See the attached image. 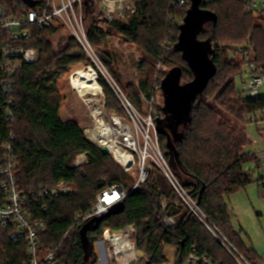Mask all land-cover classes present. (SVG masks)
<instances>
[{"label":"trees","instance_id":"obj_1","mask_svg":"<svg viewBox=\"0 0 264 264\" xmlns=\"http://www.w3.org/2000/svg\"><path fill=\"white\" fill-rule=\"evenodd\" d=\"M0 1L9 6V15L13 16H22L31 8L27 0ZM190 6L174 9L170 0H143L133 19L110 27L140 44L143 52L156 63L171 64L167 73L154 78L153 84H149L151 87L155 85L162 90L164 79L174 70L181 72V84L194 80L195 73L179 47L181 26ZM200 8L209 13L210 19L197 31L196 39L208 44L207 56L214 65V73L193 100L189 117L176 131L164 123L167 114L162 108L161 116L155 117L154 123L168 166L203 219L195 215L157 168L150 175V182L127 195L124 213L112 215L100 224L99 230L88 233L93 247L88 262L79 238L84 223H77L76 215L89 210L97 203V196L113 185L128 191L135 186L133 171L124 173L111 154H103L99 146L85 138L83 128L76 121H64L60 116L64 98L57 81L70 71V66L89 63V59L74 38L62 51L55 52L49 38L62 28L59 25L43 30L34 28L30 39L19 42L25 48L37 47L39 59L24 63L12 76L4 72L0 54V160L4 145L11 143L17 159L18 186L25 194L36 196L41 188H53L60 181L75 186L69 195L50 198L34 209L48 227L41 242L44 247L58 246L59 264H96L98 256L94 246L103 231H121L130 225L137 228L136 250L147 257L145 264H166L165 249L171 246L177 251L175 264L186 263L193 252L215 263L238 264L213 231L222 235L228 247L241 257L256 263L255 250L246 247L232 225L227 199L242 188L264 181V177H253L261 163L257 153L247 148L250 142L245 133V126L249 124L247 117L264 111V97L245 99L235 88V76L242 63L231 59L229 53L242 47L252 48L251 61L264 75V12H246L236 0H221ZM170 17L175 21L169 22ZM88 24L87 39L97 50L107 34L93 22ZM167 39L171 46L166 50L161 45ZM6 41V32H0V47ZM8 80L13 87L6 90L4 84ZM98 80L106 97L105 111L126 117L110 84ZM149 85L147 82L143 86L144 91H150ZM135 96L133 102L140 104L137 93ZM214 98L221 110L208 102ZM82 153L87 155L88 162L75 167L74 162ZM163 199L167 202L166 210L162 209ZM164 215L173 217L178 227L168 229L163 223ZM4 235L0 231V246L6 247L4 251L0 248V261L21 263L24 251L15 248Z\"/></svg>","mask_w":264,"mask_h":264},{"label":"built area","instance_id":"obj_2","mask_svg":"<svg viewBox=\"0 0 264 264\" xmlns=\"http://www.w3.org/2000/svg\"><path fill=\"white\" fill-rule=\"evenodd\" d=\"M35 2L33 8H29L22 16L9 15V6L0 1V32H6L7 41L0 47V54L3 58L2 68L6 74L12 76L14 71L21 68L24 63H35L39 59V49L37 47L25 48L19 42L31 38V32L34 28L43 30L50 25H59L68 27L72 31V36L80 41L86 52L90 51V44L87 41L86 22L90 21L102 31H106L115 23H126L133 19L139 13V4L143 0H30ZM221 0H201V6L204 4H214ZM241 3L246 12L261 13L264 12V0H236ZM191 4V0H170L172 8L185 9ZM174 18L170 17L169 22H173ZM175 21V20H174ZM171 41L165 40L161 45L164 49H169ZM246 63L249 72V81L247 91L250 96L259 95V88L264 85V75L251 61L253 49L244 50ZM160 65V64H158ZM93 69V67H87ZM85 69V68H84ZM96 72V71H95ZM74 74V72H73ZM72 74V75H73ZM71 75V77H72ZM96 81L98 75L96 72ZM6 90L11 89V81L4 84ZM87 96L86 103L88 110L93 119L94 127L84 128L83 133L88 140L87 130L95 129V120L98 117L102 129L105 131V137L108 140L106 147L108 154H111L116 164L126 173L136 171L137 178L135 186L130 190H125L122 186L113 185L97 197V203L84 213H78L75 217L77 223H85L94 217H98L108 213V210L113 205L124 201L127 195L146 185L149 181L153 166L147 164V158L150 156L147 152L141 149V138L139 131L136 129L134 122L136 115L129 113L131 120L121 118L114 112L105 111V97L100 95H85ZM91 100H95L101 107L102 113L97 116L92 112ZM10 120V117L8 118ZM252 121V120H251ZM133 123V124H132ZM146 146L150 144L151 138L149 134L146 137ZM91 140V139H90ZM127 152L130 156L117 157L115 152ZM3 157L0 160V231H3L9 243L15 248L24 251L23 261L19 264H59L57 260L58 246L51 245L44 247L41 242L42 236L48 231V227L44 220L35 214L34 209L41 202L48 199L58 197L60 195H69L75 189L71 183L60 181L53 188H41L36 196L33 194H25L18 186L16 165L17 159L13 153V147L10 144L4 145ZM257 159L264 169V153L257 154ZM88 162V157L85 153L77 156L74 166L78 167L83 163ZM165 177L170 180L173 188L184 199L188 206L193 210L195 215L203 219V215L196 207L187 193L184 192L179 180L176 179L173 171L169 167L165 172ZM264 188V181L262 182ZM176 206L178 203L174 202ZM42 209H45L43 206ZM162 209H167V202L162 200ZM205 221V220H203ZM163 223L168 229H176L178 223L173 217L164 215ZM214 235L229 249L236 263L238 264H264V257L257 260L256 263L250 262L244 257H241L235 250L228 247V242L222 235L214 232ZM136 234L137 228L133 225L128 226L121 231H111L105 229L102 233L99 243L102 244L105 251V259L98 258L96 264H135L139 257L136 250ZM1 239V238H0ZM98 243V244H99ZM0 248L4 251L5 245ZM145 263L147 257L143 256ZM0 264H11L1 262ZM185 264H219L215 263L207 256H198L195 252L191 253Z\"/></svg>","mask_w":264,"mask_h":264},{"label":"rangeland","instance_id":"obj_3","mask_svg":"<svg viewBox=\"0 0 264 264\" xmlns=\"http://www.w3.org/2000/svg\"><path fill=\"white\" fill-rule=\"evenodd\" d=\"M88 23L90 21H87L85 26H88ZM104 32L107 35L103 38V42L97 45V50L89 42V52H86L82 43L74 38L82 47L85 55H87L89 63L80 62L70 66V71L57 81L59 92L64 98L61 105L63 119L74 120L83 129L94 127L93 119L86 103L87 96H80L70 84V77L75 70H78V68L84 69L89 66L93 67L98 77L110 84L117 96L121 109L126 113V117L124 118L131 120L129 113L136 115L134 124L139 131V138H141V149L150 155L147 158V164L153 166L151 174L158 168L165 175V172L168 171L170 166H168L164 153L161 150L162 144L160 138L157 137L154 118L161 116L160 108L165 110L167 96L163 90H158L155 85L151 87L149 84H153L154 78L167 73L171 69V64L158 65V63L143 52L140 44L126 35L119 34L112 28H108ZM72 39V31L68 27H62L55 35L49 38L56 53L62 51ZM87 41L89 40L87 39ZM246 49V47H242L238 51L229 53L231 59L242 63L241 70L235 76V88L243 93V98L245 99L250 97L247 91L249 72L244 53ZM147 82L150 86V91H144L143 89V86ZM184 82H186L185 78L182 79V83ZM258 91L259 95L257 97H264V85ZM136 93L139 96L140 104H136L132 100V98L134 99L136 97ZM216 101L214 98L208 102L217 110H221L222 108L216 105ZM183 114H186V112L180 106L173 111V117L176 118H179ZM247 120L249 124L245 126V132L249 135L248 139L250 142L247 148L257 154L260 152L264 153V111L257 113L255 116L251 115L247 117ZM164 123L168 125L169 119H166ZM147 134L151 138L148 146H146ZM133 172L135 173L134 181L136 184L137 172L135 170ZM253 177L256 179L264 177V169L261 167L255 169ZM227 206H229L232 225L235 231L241 234V239L246 247L254 249L258 257H264V188L262 184L254 183L246 188L240 189L227 199ZM99 241L102 240L99 239ZM99 241L95 243L94 251L99 259L100 257L105 259V251ZM165 251L167 258L166 264H175L176 248L172 246L166 247ZM143 256V253H138L139 259L135 264H145Z\"/></svg>","mask_w":264,"mask_h":264},{"label":"water","instance_id":"obj_4","mask_svg":"<svg viewBox=\"0 0 264 264\" xmlns=\"http://www.w3.org/2000/svg\"><path fill=\"white\" fill-rule=\"evenodd\" d=\"M30 7L33 8L36 4L27 0ZM201 0H191L190 10L184 19V24L181 26L180 43L179 47L184 51L185 58L188 64L193 69L195 75L194 80L187 84H181L180 76L181 72L172 71L164 79L162 90L167 96V105L164 112L169 119L168 127L173 132L176 131L184 121L187 120L191 111V104L193 100L201 94L202 90L207 86L210 77L214 73V65L208 59V44H201L196 39V33L199 29L203 28L205 21L210 19L209 13L200 8ZM181 107L186 114H183L179 118L173 117V111L177 107ZM160 124H162L160 122ZM156 132H158L157 128ZM92 145H96V141L90 140ZM101 152L108 155L106 147H100ZM125 212V203L121 201L112 206L108 210V213L94 217L84 223L80 230L79 238L82 243V247L86 252V262L93 255V247L88 240V233L90 231H97L100 228V224L106 219L112 217V215H120Z\"/></svg>","mask_w":264,"mask_h":264},{"label":"bare ground","instance_id":"obj_5","mask_svg":"<svg viewBox=\"0 0 264 264\" xmlns=\"http://www.w3.org/2000/svg\"><path fill=\"white\" fill-rule=\"evenodd\" d=\"M70 84L72 85V88L80 95H100L102 93V86L100 83L96 81V72L94 69H89V68H78V70L74 71V74L72 77H70ZM93 105L92 107V112L93 115L95 114L96 116L100 113L101 107L95 100L90 101ZM95 129L93 130H87V135L88 138L93 140L94 142H98L100 145H105L109 147V142L105 137V131H103L102 127L103 125L101 124L100 119L98 117L95 120ZM117 153V157L120 156H130L129 153L127 152H115Z\"/></svg>","mask_w":264,"mask_h":264},{"label":"crops","instance_id":"obj_6","mask_svg":"<svg viewBox=\"0 0 264 264\" xmlns=\"http://www.w3.org/2000/svg\"><path fill=\"white\" fill-rule=\"evenodd\" d=\"M60 116H61V118L63 119V113H62V108L60 109ZM64 121H66L65 119H63ZM246 133V132H245ZM248 135V134H247ZM248 137H249V135H248ZM262 257H258V259L257 260H259V259H261ZM257 262V261H256Z\"/></svg>","mask_w":264,"mask_h":264}]
</instances>
